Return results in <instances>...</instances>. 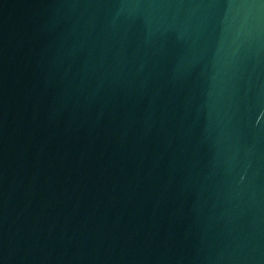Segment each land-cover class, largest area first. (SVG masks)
Here are the masks:
<instances>
[{"label":"water","instance_id":"obj_1","mask_svg":"<svg viewBox=\"0 0 264 264\" xmlns=\"http://www.w3.org/2000/svg\"><path fill=\"white\" fill-rule=\"evenodd\" d=\"M0 264H264V0H0Z\"/></svg>","mask_w":264,"mask_h":264}]
</instances>
